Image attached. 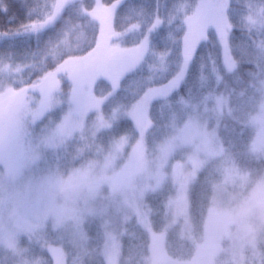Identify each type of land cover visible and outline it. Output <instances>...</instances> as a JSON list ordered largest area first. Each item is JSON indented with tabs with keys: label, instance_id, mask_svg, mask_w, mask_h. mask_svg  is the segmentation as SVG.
Returning a JSON list of instances; mask_svg holds the SVG:
<instances>
[{
	"label": "rangeland",
	"instance_id": "1",
	"mask_svg": "<svg viewBox=\"0 0 264 264\" xmlns=\"http://www.w3.org/2000/svg\"><path fill=\"white\" fill-rule=\"evenodd\" d=\"M82 1L48 3L41 8L39 18L31 27L43 31L54 26L67 6ZM94 1L92 11L83 8L99 24L97 46L86 57L67 61L45 81L25 83V77L30 76L25 75V67L6 64L0 68V175L15 171L27 156L21 148L22 143H26L21 139L22 116L42 100L66 101L75 95L81 110L87 114V123L97 120L101 128L112 124L94 147L78 152L76 149L83 144L77 135L67 151L50 155L42 167L58 170L62 181L60 196L51 207L72 218L55 230L51 223L40 226L34 221L36 227L29 234L6 237L0 234V264H11L13 258H19V264H41L20 258L24 250L29 253L27 250L34 248L46 250L53 261L59 260L65 254L69 236L82 235L88 241L94 231L102 235L103 248L107 245L108 255L119 260L122 238L134 223L148 235V260L154 264H218L226 257L245 261L255 259L256 264H260L264 257V234L259 231L264 222V175L252 184L251 174L242 171L230 153H221L204 140L201 117L215 106L217 93L206 94L201 105L190 103V106L181 101L178 107L188 114V118L170 122L162 133L157 134H152L149 127L153 103L158 97L174 93L171 77L163 81L156 79L164 74L155 77L143 98L133 106L119 95L117 108L105 107L106 110L101 111V96L95 92L96 85L105 80L104 97H108L109 81L119 82L127 70L147 61L152 47L149 39L157 28L148 27L143 31L142 15L132 9L138 16L137 22L124 26L120 20L119 31L123 32H117L114 28L116 12L128 0H117L110 5L102 0ZM215 2L204 0L207 7L186 18L182 53L197 51V45L201 44L215 18ZM262 9L263 6L254 7L248 12L245 20L249 26L264 27L260 22ZM63 35V40L68 41ZM161 56L168 65V53H156L150 58L151 66L158 67ZM225 56L230 66V53ZM109 62L113 66L105 67ZM148 67L146 63L145 71ZM65 80L70 82L68 87ZM66 110L64 103L53 113L57 122ZM242 115L249 126L250 149L264 158V112L257 107L242 112ZM116 124L118 134L113 133ZM134 128L145 130L143 140L138 130L133 135ZM154 149H158L166 161L162 181L158 180L156 168L149 169L147 165V158ZM193 167L198 170L195 182L189 176ZM73 170H78L76 175ZM139 174H143L139 190L129 193L127 198L119 194L128 181ZM66 199L76 201L82 211L73 215L71 207L65 205ZM137 203L139 208L135 207Z\"/></svg>",
	"mask_w": 264,
	"mask_h": 264
},
{
	"label": "clouds",
	"instance_id": "2",
	"mask_svg": "<svg viewBox=\"0 0 264 264\" xmlns=\"http://www.w3.org/2000/svg\"><path fill=\"white\" fill-rule=\"evenodd\" d=\"M205 7L207 5L204 0H181L175 9L179 33L184 30V17ZM213 7L215 18L202 37L201 44L197 45V48L201 46L205 48L204 53L198 55L196 50L184 52L178 74L169 71L163 56L160 57L159 66L150 65L147 72L145 71L147 61L130 68L119 82H108L110 92L108 97L100 98L101 111L119 95L127 98L129 106H133L143 98L155 77L165 73L171 77L174 92L178 94L181 87H187L193 98H196L203 88L205 78L197 76L189 85L187 78L189 65L199 62L203 67L209 61L217 65L221 52L230 53L232 62L227 68L226 79L221 81L217 77L214 81L217 88V103L201 117L204 140L221 153L226 152L225 146L230 143L235 126L240 123L239 114L253 111L257 107L264 112V44L257 47L244 39L235 38L233 33L235 25L231 18L234 12L232 0H216ZM260 22L264 25V9ZM45 26H47V17ZM74 31L79 42L87 41L86 32L79 28ZM45 54L52 57L54 62H60L72 53L67 47V41L62 40L59 44L49 45ZM246 64H252L253 69L245 71ZM31 68L38 77H42L49 70L44 66L43 61H37L31 65ZM222 83L223 88H221ZM170 97L171 93L156 98V105L150 113L149 127L152 134L162 133L172 121L180 122L188 118V114L181 107L169 103ZM64 103L67 104V110L57 122L53 113ZM111 127L112 124L109 123L105 128H101L97 120L87 123V114L81 110L75 95L69 96L66 101L42 100L34 108H28L22 116L21 124V139L26 142L22 143L21 148L22 151L27 152V156L18 164L15 171L0 175V234L5 237L29 234L36 227L34 221H38L40 226L51 223L55 230L71 219L72 216L66 215L62 210L53 211L51 207L60 196L59 185L62 181L59 171L46 169L42 165L47 164L51 154L61 150L67 151L77 135L83 147H78L76 150L84 152L85 149L94 147L103 132ZM137 130L143 140L145 130L134 128L133 135ZM165 163L158 149H154L147 158L148 168H156L160 181L164 178ZM261 163L264 165V160ZM77 171L73 170V175H76ZM197 171L193 167L189 173L193 182L196 181ZM142 176L143 174H139L129 180L119 194L127 198L129 193H136ZM21 190H23L22 199ZM114 194H116L115 190ZM84 202L86 205L87 198ZM65 205L71 207L73 215L82 211L76 201L69 202L66 199ZM135 207L139 208L140 204L137 203ZM259 231L264 234V222L260 224ZM233 246H236V241H233ZM90 248L91 244L82 235L69 236L65 244L64 256L59 260L46 261L45 264H154L150 260L138 262L134 259V249L129 259L116 260L108 255L107 245L103 251H89ZM252 252L255 257V248ZM218 264H256V262L255 259L245 261L226 257L223 261H218ZM260 264H264V257L260 259Z\"/></svg>",
	"mask_w": 264,
	"mask_h": 264
},
{
	"label": "trees",
	"instance_id": "3",
	"mask_svg": "<svg viewBox=\"0 0 264 264\" xmlns=\"http://www.w3.org/2000/svg\"><path fill=\"white\" fill-rule=\"evenodd\" d=\"M54 1L55 0H0V68L4 67L6 64L25 67V75L30 74L29 77H25V83L34 80L45 81L46 78L65 65L67 61L86 57L97 46L99 24L83 11V8L92 11L95 7L94 0H83L82 2L67 6L54 26L46 30L37 31L35 28L31 27L39 18L41 8ZM102 1L106 5H110L117 0ZM180 2L181 0H128L118 8L114 20V28L117 32L122 31H119L118 22H120V20H123L122 24L124 26L137 22L135 20L138 16H135V10L139 11L142 15L143 31L147 30L148 27L157 28L155 34L153 35L152 32L149 39L152 47L147 58L148 66L153 63V61L150 60L151 56L156 53H168L167 66L169 71L177 73V70H179V65L183 58L182 38L185 33V20L188 17V15L184 17V30L182 33H179L175 9ZM232 5L234 12L231 18L235 25L233 28L235 38L238 40L244 39L247 43L254 44L257 47L264 44V27H251L245 20L248 12L250 10L252 11L254 7H264V0H232ZM78 28L86 32L88 37L86 42L81 43L77 40L74 30ZM63 33L68 38L67 47L72 54L60 62H54L52 57L46 56V49L49 45L59 44L64 38ZM124 40L125 38L123 42ZM204 52L205 48L203 46L197 49L198 55ZM37 61H43L44 66L49 69L42 77H38L31 69V65ZM104 66L112 67L113 64L109 62L108 65ZM228 67L224 52H221L220 60L217 65H214L212 61H209L203 67L199 65V62L191 64L187 77L188 83L190 85L195 81L197 76H202L205 78L202 90L196 98H193V94L187 87H181L178 94L174 92L171 95L169 103L180 106L181 101H183V103L189 105L190 103L201 105L207 96L206 94L217 93L214 81L217 77H221V81H224L226 79ZM214 68L215 71H213ZM252 69V64L244 65L245 71H250ZM101 72H104V70L101 69ZM168 78V74L165 73L161 78L156 79L163 81ZM69 83V81L65 82L67 87ZM221 88H223V83L221 84ZM106 89V82L102 80L101 83L96 85L95 92L98 96H104V94H106ZM153 104L156 105V101ZM118 106V97L105 105L108 109L117 108ZM105 107L104 110H106ZM239 119L240 123L235 126V131L231 136L230 143L225 147L227 148V152L231 154L234 163L242 171L251 174V182L255 184L264 175V165L261 163L264 158L253 153L250 149L249 126L246 124L245 119L243 120L242 113L239 114ZM117 128L118 126L116 124L113 133H119L117 132ZM129 132H131L130 128ZM88 241L91 244L89 251H103L104 240L99 232L95 233L94 231L89 235ZM122 241L119 260L129 259L133 249L135 250L134 259L138 262L149 259L148 235L135 223L128 227ZM27 251L29 253H26V250H24V255L20 257L22 261H25L27 258L32 263L40 261L41 264H45L46 261L51 260L44 249L34 248ZM0 258L2 259L1 254ZM20 262L19 258H13L11 264H19Z\"/></svg>",
	"mask_w": 264,
	"mask_h": 264
}]
</instances>
